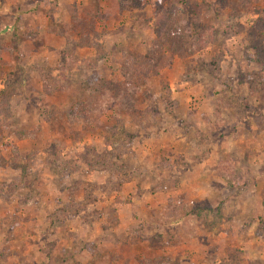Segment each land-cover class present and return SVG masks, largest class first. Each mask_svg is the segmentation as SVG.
I'll return each mask as SVG.
<instances>
[{"label":"rangeland","instance_id":"1","mask_svg":"<svg viewBox=\"0 0 264 264\" xmlns=\"http://www.w3.org/2000/svg\"><path fill=\"white\" fill-rule=\"evenodd\" d=\"M41 4L0 19V264H264V0L74 4L54 39Z\"/></svg>","mask_w":264,"mask_h":264},{"label":"crops","instance_id":"2","mask_svg":"<svg viewBox=\"0 0 264 264\" xmlns=\"http://www.w3.org/2000/svg\"><path fill=\"white\" fill-rule=\"evenodd\" d=\"M12 1V4H13V2H15V0H11ZM42 0H34L33 2H28L27 0H20V4H21V6L18 8V5L19 4H13L12 6H11V2H9V0H0V2L2 3L1 4V6H2V9H0V19H1V17H3V14H7L8 16H9V18L10 17H13L12 18V20H16L15 18L17 17V16H19L21 19H26V18H28V15H27V13H23V11H26V7H27V5H28V3H29V5L28 6H31V7H34V5L35 4H37V3H39V5H42L41 3L43 2V1H46V2H48L49 4H50V2H52V3H56V7L55 6H53L54 7V13H51V15L49 16V18H48V20H47V22H46V20H45V22L46 23H43L41 26H35V28H33V29H38L39 31H40V34H44V35H46V36H48V37H52L53 36V38L52 39H54L56 36H59L57 33H58V27H59V21L57 20V19H59V18H61V20H64V21H61L60 22V26H62V27H66V25L68 24V22H69V20H70V18H71V13L73 12L72 10L74 9V8H72V9H70L69 7H71L72 5H74V4H76L75 5V7H76V15H77V13H79L80 14V9L82 8V9H84L85 7H86V5H88V8H90L89 9V12H87L86 13V17L87 18H89V19H91L92 21H93V25H94V27H96V25H97V20H99V15L100 14H107V13H110L111 11H113L114 9V4H119L120 3V1L121 0H43L42 2H41ZM4 6H6V8H4ZM115 10H118V8L117 9H115ZM8 11V12H7ZM36 11V10H35ZM100 13V14H99ZM84 14V13H83ZM99 14V15H98ZM99 16V17H98ZM98 17V18H97ZM111 16H109V18H110ZM109 18H107L106 20H104V22L106 23V25H107V22L108 21H110L109 20ZM46 19H47V17H46ZM15 22V21H14ZM14 22H10L9 23V25L11 26ZM57 26V27H56ZM11 28H14V27H11ZM0 29H1V26H0ZM27 29H32V27L31 26H23V31L25 32V30H27ZM59 31H60V29H59ZM56 44H60V40H58V41H56ZM58 45H55V48H56V46L57 47H59ZM54 48V49H55ZM47 49H49L48 47H47ZM53 50V49H52ZM57 50V49H56ZM250 125V124H249ZM249 130H251V132H252V134H253V137H255L256 138V140H257V136H260V135H262V134H259V132H261V129L260 128H258V129H256V128H254V129H251V125H250V128H248ZM248 134V133H247ZM264 135V134H263ZM206 159H203V161H202V163H205V162H208L209 163V161H210V156L209 157H205ZM248 158V162L249 163H252L253 162V160H252V157L251 156H249V157H247ZM234 159V161L235 162H240L241 163V161H240V159L239 160H237V158H233ZM218 161L219 160H217L215 163H218ZM214 167V166H213ZM210 168L208 167V169L207 170H209ZM216 169V168H215ZM214 170V169H213ZM209 173V172H208ZM208 175H211V174H208ZM217 177H219V176H217ZM215 181V180H214ZM213 181V182H214ZM250 184L251 183H248V185L247 186H243V188L247 191L249 188H250ZM240 185V184H239ZM241 186V185H240ZM240 186H235V187H233L234 188V190H232V192L230 193V194H234V193H238L241 189V187ZM216 187H219V184L216 182ZM252 188V187H251ZM260 188H261V186H260ZM256 189V187L254 188V190ZM239 190V191H238ZM224 192H221V194H223ZM253 193V192H252ZM259 207L261 208V209H263L264 210V208H263V206H262V198H261V195H260V197H259ZM262 210V211H263ZM252 238H254V237H252ZM249 240H252L251 238H249ZM247 241V240H245V241H247V242H250V241ZM32 259H34V260H38V259H45V258H47V259H49L50 257L49 256H46V253L45 252H40L39 254H38V256H34V255H32V256H30ZM39 264V263H38ZM43 264H46V262H43Z\"/></svg>","mask_w":264,"mask_h":264},{"label":"trees","instance_id":"3","mask_svg":"<svg viewBox=\"0 0 264 264\" xmlns=\"http://www.w3.org/2000/svg\"><path fill=\"white\" fill-rule=\"evenodd\" d=\"M158 1H161V0H158ZM251 82V81H250ZM251 83H248L247 82V87H248V91H250L251 92V85H250ZM220 173V172H219Z\"/></svg>","mask_w":264,"mask_h":264}]
</instances>
